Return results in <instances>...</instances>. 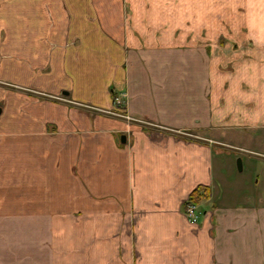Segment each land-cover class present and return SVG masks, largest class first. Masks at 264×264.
<instances>
[{"label": "crops", "instance_id": "0c3cea01", "mask_svg": "<svg viewBox=\"0 0 264 264\" xmlns=\"http://www.w3.org/2000/svg\"><path fill=\"white\" fill-rule=\"evenodd\" d=\"M209 2L0 0V264H264V40Z\"/></svg>", "mask_w": 264, "mask_h": 264}, {"label": "rangeland", "instance_id": "374dc122", "mask_svg": "<svg viewBox=\"0 0 264 264\" xmlns=\"http://www.w3.org/2000/svg\"><path fill=\"white\" fill-rule=\"evenodd\" d=\"M123 2L124 17L125 22L128 25H132V3L131 0H121ZM150 1L146 0V7H150ZM161 7L164 10L165 6L168 8L179 7L184 5V0H159ZM216 0H210L208 4V9L217 12L213 9L216 7ZM220 4L219 7L223 8L225 11V31L226 35L224 40H234L236 43L241 42V40L255 39V43H259L264 40V27L257 29H251L255 24H264V0H218ZM224 1L221 5V2ZM259 26V27H260ZM133 27V26H128ZM167 29L168 26H165ZM255 30V31H254ZM235 33L237 35H235ZM239 34V35H238ZM245 42V41H244ZM253 43V42H252ZM263 43V42H262ZM1 83V82H0ZM0 86L6 88H12L9 83H2ZM51 97V96H50Z\"/></svg>", "mask_w": 264, "mask_h": 264}, {"label": "built area", "instance_id": "2783aa9c", "mask_svg": "<svg viewBox=\"0 0 264 264\" xmlns=\"http://www.w3.org/2000/svg\"><path fill=\"white\" fill-rule=\"evenodd\" d=\"M117 105L123 109L125 104L123 101V98L118 99L117 101ZM102 112V111H101ZM106 114H110V112H105ZM113 114V113H112ZM118 117L130 120V118L128 116H126L125 114H114ZM185 215L187 220L192 224V225H198L202 216H203V212L200 208V206L198 204L195 203H191V201L189 200L187 205H186V209H185Z\"/></svg>", "mask_w": 264, "mask_h": 264}, {"label": "trees", "instance_id": "16d2710c", "mask_svg": "<svg viewBox=\"0 0 264 264\" xmlns=\"http://www.w3.org/2000/svg\"><path fill=\"white\" fill-rule=\"evenodd\" d=\"M201 190L202 189H199V190H197V191H195L192 195H191V197H190V201H191V203H195V204H199L200 203V201H201V199L203 198V197H206L205 196V192L207 191V190H205L204 191V193H201Z\"/></svg>", "mask_w": 264, "mask_h": 264}, {"label": "water", "instance_id": "95a60500", "mask_svg": "<svg viewBox=\"0 0 264 264\" xmlns=\"http://www.w3.org/2000/svg\"><path fill=\"white\" fill-rule=\"evenodd\" d=\"M126 142V139L125 137L122 138V143H125ZM238 169L239 171H242V161L241 159L238 160Z\"/></svg>", "mask_w": 264, "mask_h": 264}]
</instances>
